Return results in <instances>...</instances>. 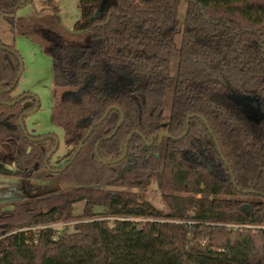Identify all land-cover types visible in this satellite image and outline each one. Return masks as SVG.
Segmentation results:
<instances>
[{"label": "trees", "instance_id": "obj_1", "mask_svg": "<svg viewBox=\"0 0 264 264\" xmlns=\"http://www.w3.org/2000/svg\"><path fill=\"white\" fill-rule=\"evenodd\" d=\"M32 1L0 11L52 58L67 149L54 160L55 139L25 134L36 101L14 95L20 55L1 40L0 146L19 176L72 186L0 204V264H264V0H80L79 33L17 17ZM162 146L165 209L143 192Z\"/></svg>", "mask_w": 264, "mask_h": 264}, {"label": "rangeland", "instance_id": "obj_2", "mask_svg": "<svg viewBox=\"0 0 264 264\" xmlns=\"http://www.w3.org/2000/svg\"><path fill=\"white\" fill-rule=\"evenodd\" d=\"M80 0H33L26 5L20 7L16 13L17 17L30 18L39 12L41 15L57 14L59 16L60 25L63 29H72L80 18ZM185 3L180 7V21L182 22V14L185 12ZM182 23H180V26ZM0 40L6 44H13L20 55L23 68L14 95L22 94L25 91L38 99V107L36 111L28 114L24 119V124L30 133L48 134L53 133L59 139V150L54 156V160L58 155H63L66 151L64 140V128L53 124L51 116L55 104L54 99V70L52 58L44 50L41 42L19 33H13L11 25L5 20L3 12L0 11ZM181 41L180 32L176 36L174 44L173 61L171 65L170 80L165 101V110L163 123L166 125L172 105L173 89L175 84L176 70L179 57V47ZM32 99L26 101L29 104ZM3 147H0V157L10 155ZM163 146L158 152V160L156 171L152 179L151 185L143 190L146 197L151 200L155 206L165 209L166 206L162 201L161 191L159 190V177L162 169ZM8 153V154H7ZM35 185L37 188L29 187ZM72 184L51 181V180H34L18 177L15 175L0 174V204L4 207L11 208L13 202L39 196L52 192L54 190L68 189ZM99 210V208H97ZM83 203H78L74 213L79 215L82 213ZM78 220H71L59 223L61 225H69L73 228L74 223Z\"/></svg>", "mask_w": 264, "mask_h": 264}, {"label": "flooded vegetation", "instance_id": "obj_3", "mask_svg": "<svg viewBox=\"0 0 264 264\" xmlns=\"http://www.w3.org/2000/svg\"><path fill=\"white\" fill-rule=\"evenodd\" d=\"M29 96H30V98L32 99V101L29 103V105L30 104H32L33 103V100L34 101H36V104H35V106L34 107H32L27 113H26V115H28V114H30V113H32V112H34V111H36V109H37V107H38V99L35 97V96H33V95H31V94H29ZM18 99H20V98H17L16 100H18ZM14 101V102H17V101ZM19 101V100H18ZM25 104H27L26 102H25ZM36 108V109H35ZM22 118V121H23V117H21ZM21 120V119H20ZM1 123H4V120H2V121H0ZM21 124V123H20ZM23 124H24V121H23ZM22 126V125H21ZM22 129H23V127H22ZM24 132H25V134H29L30 132L28 131V129L26 128V126H25V124H24ZM30 134H33V135H39V134H36V133H30ZM41 134V133H40ZM41 135H45L44 137H52L53 138V136H56V135H54L53 133H48V134H41ZM44 137H42V138H44ZM57 137V136H56ZM32 139H34V138H32ZM54 139V138H53ZM56 141V140H55ZM58 141H59V139H58ZM0 147H2V146H0ZM55 147H56V145H55ZM57 149L59 150V144H58V147H57ZM57 149H56V151H57ZM6 150V149H5ZM54 150V149H53ZM56 151H53V152H56ZM6 152H8V151H6ZM10 155H4L3 156V161L1 160V157H0V165L1 166H4V167H6V168H8V169H11V170H16V169H14L12 166H13V164L11 163V161L10 162H7V158L8 159H12V157H13V155L10 153V152H8ZM7 153V154H8ZM51 155V154H50ZM51 157V156H50ZM49 156H48V158H50ZM17 171V173L16 174H7V175H15V176H18V177H22V178H26V177H24V176H19L18 175V170H16ZM0 174H2L3 175V173H1L0 172ZM27 179H31V178H27Z\"/></svg>", "mask_w": 264, "mask_h": 264}, {"label": "water", "instance_id": "obj_4", "mask_svg": "<svg viewBox=\"0 0 264 264\" xmlns=\"http://www.w3.org/2000/svg\"><path fill=\"white\" fill-rule=\"evenodd\" d=\"M69 32H72V33H79V32H81V30H75V29H67ZM20 62H21V71H20V74L22 73V68H23V64H22V60L20 59ZM19 100V99H18ZM18 100H16V101H18ZM118 108V107H117ZM36 109V108H35ZM120 111H121V109L120 108H118ZM109 112V111H108ZM108 112L106 113V115L108 114ZM122 112V111H121ZM105 115V116H106ZM105 116H104V118H105ZM203 120L204 121H206L204 118H203ZM124 121V115L122 114V118H121V122H120V125L122 124V122ZM20 123H21V125H22V127H23V129H24V124H23V121H22V118H21V120H20ZM207 123V122H206ZM187 124H188V121H187ZM188 125H187V130H186V132H185V134L188 132ZM184 134V135H185ZM163 135H169L170 136V134H169V132H168V130H163V131H161L160 133H159V136L160 137H162ZM53 138L56 140V147L54 148V150L53 151H56V149H57V147H58V144H59V141H58V138L56 137V136H53ZM153 143V140L151 141V142H148V144H152ZM82 144L83 143H80V145H79V147H78V149H77V152H76V155L79 153V151H80V149H81V146H82ZM127 148H128V144H126V146H125V150H124V153H123V155H122V157H121V159L126 155V153H127ZM51 155H49V157H50ZM111 162V161H110ZM63 168H65V166L63 167ZM0 172L1 173H3V174H16L17 173V171L16 170H11V169H8V168H6V167H4V166H1L0 165Z\"/></svg>", "mask_w": 264, "mask_h": 264}]
</instances>
